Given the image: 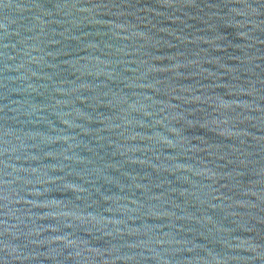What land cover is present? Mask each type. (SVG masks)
Here are the masks:
<instances>
[{
    "label": "water",
    "instance_id": "water-1",
    "mask_svg": "<svg viewBox=\"0 0 264 264\" xmlns=\"http://www.w3.org/2000/svg\"><path fill=\"white\" fill-rule=\"evenodd\" d=\"M0 264H264V0H0Z\"/></svg>",
    "mask_w": 264,
    "mask_h": 264
}]
</instances>
